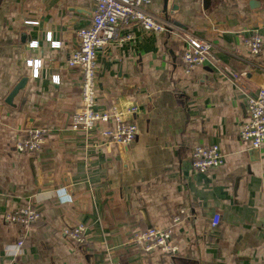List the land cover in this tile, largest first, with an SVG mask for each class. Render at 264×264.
<instances>
[{"label":"crops","instance_id":"1","mask_svg":"<svg viewBox=\"0 0 264 264\" xmlns=\"http://www.w3.org/2000/svg\"><path fill=\"white\" fill-rule=\"evenodd\" d=\"M94 8L93 0H0V264H264V144L252 152L239 137L244 93L264 88V0H149L171 31L127 25L119 33L128 39L97 51L96 104L137 107L128 145L107 143L97 127H69L81 77L67 61ZM182 30L210 41L226 74L207 64L186 73ZM252 34L262 41L257 55L244 44ZM30 59L40 62L36 75ZM35 128L47 130L41 148L16 150ZM213 144L223 164L195 171L192 148ZM28 203L35 221L6 218L24 217ZM78 224L76 244L64 231ZM151 226L172 227L173 253L132 243ZM18 238L23 250L12 257L5 249Z\"/></svg>","mask_w":264,"mask_h":264},{"label":"built area","instance_id":"2","mask_svg":"<svg viewBox=\"0 0 264 264\" xmlns=\"http://www.w3.org/2000/svg\"><path fill=\"white\" fill-rule=\"evenodd\" d=\"M95 8L91 20L86 26L79 27L76 31L78 46L67 61L69 67L77 68L80 72V104L71 113L69 127L74 131L81 130L85 133L91 132L96 127L102 139L107 143L128 145L137 135V125L131 115L135 114L136 106L119 107L109 104L99 107L96 104V53L99 49L109 45L112 41H121L130 36L121 37V27L127 25H138L145 31L167 32L174 28L168 20H161L150 12L146 6L149 0H93ZM170 30V31H171ZM183 39L185 48L180 56L183 70L188 73L192 68L207 64L221 74H226V68L215 55L213 45L207 39L198 37L185 30ZM59 45V42H52ZM31 44L36 45L33 41ZM244 44L253 55L262 50V41L259 35L252 34L244 40ZM33 66L34 74H37L38 60H27ZM246 117L241 125L239 137L250 143L251 148H259L264 144V88H260L256 94L244 93ZM47 130L35 128L28 131L25 139L15 143L16 150L20 152L34 153L41 148ZM190 164L197 172H205L211 168L223 164V155L220 148L213 145H197L190 152ZM24 217L15 218L7 215L8 220H14L21 224H29L39 217V213L28 203ZM181 212V210L179 211ZM220 215L214 214L211 225L219 223ZM173 223L179 221V215L172 218ZM260 228L264 233V218L261 220ZM85 226L78 224L73 228L65 229L64 233L73 243L84 241ZM172 227L151 226L138 230L131 235L134 245L143 250H158L164 253H173L176 246L170 243ZM23 239L18 238L14 243L7 246L5 251L8 255L15 257L22 253ZM116 264V263H115ZM235 264H247L237 261Z\"/></svg>","mask_w":264,"mask_h":264},{"label":"water","instance_id":"3","mask_svg":"<svg viewBox=\"0 0 264 264\" xmlns=\"http://www.w3.org/2000/svg\"><path fill=\"white\" fill-rule=\"evenodd\" d=\"M253 2H254V1L251 2V4H250L251 6H253ZM18 88H20V85H17V86L14 88V90H13L12 93H11V96L17 92ZM11 96H10V97H11ZM245 116H246V115H245ZM119 145H120V144H119ZM121 148H122V147H121ZM257 149H258V148H251V151L254 152V151H256Z\"/></svg>","mask_w":264,"mask_h":264}]
</instances>
